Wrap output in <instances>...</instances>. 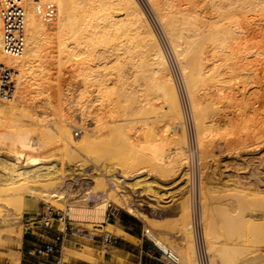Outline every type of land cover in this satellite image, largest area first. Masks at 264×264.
I'll list each match as a JSON object with an SVG mask.
<instances>
[{
    "label": "bare ground",
    "instance_id": "obj_1",
    "mask_svg": "<svg viewBox=\"0 0 264 264\" xmlns=\"http://www.w3.org/2000/svg\"><path fill=\"white\" fill-rule=\"evenodd\" d=\"M148 1L151 5V9L153 10V13H154L156 20L159 22L160 26L164 30L168 41L170 42L172 48L174 49V52L176 54L177 59L181 63L180 64L182 67L181 72H182L183 77L185 78V79L184 78L183 79L185 81L187 94H188L187 98L189 99V102L191 105V110H192V117H191V122H190L191 134L193 135V138H194V144L196 145V147L198 149L197 154L199 156H201L203 159V161L201 160L203 162L202 167H201L200 162H199V165H200L199 167L203 168V173H202L203 174V180H202L203 183L201 184V186H203V189H205V188H207L206 187L207 184H209L210 185L209 190L210 189L212 190L220 181H218L217 184L215 182L213 184L215 186H213L211 188L212 184H210V183H212L211 181L214 182V176L211 177L212 172L214 170H212L211 168H214V167H211V165H210L207 146L210 143V141H209L210 133H213V132H214V134L218 133L215 131L211 132L212 131L211 128H213L212 126H214V123L216 121H218V120H216V118L218 117V114L220 113V111L225 109V108L220 107L218 105V103H216V99L219 98L218 96L220 93H221L220 94L221 96L222 95L225 96L227 98V100H229V101H236L237 102V99H238L236 97L235 93L233 92L234 87L236 85L235 86L232 85L230 88H228V85L226 84L227 90L229 89L228 91H226L225 90L226 88H223V87H225L224 82L231 84L233 80H238V82L243 84V88H246L249 83L254 82V83L259 84V86L257 88H255V90H252V92L250 94L244 96L245 91L243 92L242 95L244 98H243V101L240 103V105L242 104V106L237 104L238 112H236L237 113L236 118L231 116L232 113H230L229 111L224 110V111H222V113L224 112V114H225V117H223V118H225L226 122H224V123H226V125L228 124L231 126V129L229 131H227V133L225 132L227 135H228V132H230L232 134V137H230L231 135H229V138H228L229 143L226 142V143H228V145L227 144L226 145L228 147L230 146L229 148L236 149V150H240V149L242 150L243 149V153H245L247 155L249 154V156L244 154L245 157H242L245 161H247V160L249 161V159L254 158L253 157L254 156L253 154H255L254 148H255V150L259 149L260 152L262 153L261 155H258L259 152L257 153V155L260 158L259 161L264 162V115H260V113H261L260 112V109H261L260 106L262 105L264 107V0H148ZM25 2H26V7H27V22H28L27 23V26H28L27 27V42H26L25 52L20 56H14V55L6 53L3 49V46H2V34L0 31V67L4 66L5 68H9V69L14 70L15 71V75L13 74L14 77L17 76V73L18 74L20 73L21 75H30L28 71L33 69V67L35 66L37 61H39L38 59L40 56V50L44 46H46L42 42V40H44V38H42V36H43L42 31H44L42 29L43 28V21L44 20H51L53 27L55 26L57 28L56 31H53L54 33L57 32V33H55L57 35L56 36L52 35L51 37H49V35H48L46 40H47V44H51L53 46V48L55 49L53 51H56L57 54L55 53L52 56H53L54 62H56V61L59 62V63H57L59 65L60 64L62 65V61L65 62L67 59L69 60V58H68L69 55H67V54L70 53L71 51L74 52L73 49H75V48L77 49L78 45L81 46L82 43H85L83 48L84 49L88 48L89 52L90 51L92 52L91 49H93V48H91V47H93V46H94V51H95V47L97 45H102L103 47H105V51H108V52H111V51L114 52L117 50L123 51L124 49L127 50V52H130V51L132 52V48L135 47V49H137L139 51L140 56L144 60H147V59L150 60V65L152 66V70H153L152 73H158V78L160 79V82H162L161 85L163 86L162 88L164 89L162 96L164 95L166 97V100H165V97H163V99L166 102L168 101L167 105L169 104L168 105L169 106L168 107L169 112L165 111L166 110L165 109L164 115H166L167 112L168 113H170V111L173 112L174 115L171 116V113L169 114L170 119L172 118V120H173L175 117L179 121V123H176V121H175V123L181 124L180 121H183V111L181 108V103H182L181 100L182 99L180 98V93H179V89L177 86V82L171 76V74H170L171 72L168 69V66H169L168 57H167V53L165 52L164 46L161 43V40L159 39V36L157 35V32L153 27L151 19L149 18V16L145 12V10H144V8L141 5L139 0H25ZM52 24L47 25V27L50 28L52 26ZM48 31H50V30H48ZM44 32H46V31H44ZM178 36H180V37L183 36V38L185 39L183 41L187 44V48H185V46L182 45L183 41L181 42V44L178 43V39H177ZM45 38H46V35H45ZM201 38H204L205 42L203 43L202 47H199L198 43L200 42ZM70 39L74 40L75 43L73 41L71 42ZM48 40H49V42H48ZM128 42H130L129 44H131V45H129ZM190 42H191V46H193V50L195 51L197 49L195 53L193 52L194 54H190V48H191L189 45ZM70 43H73V44H70ZM74 44L77 46H74ZM70 45L74 46L73 49L71 48L72 50L68 48ZM133 45H134V47H133ZM80 46H79V48H80ZM86 46H89V47L91 46L90 47L91 49L89 50V47H86ZM70 47H72V46H70ZM197 47H199V48H197ZM83 48H81V52H82ZM47 49H49V48H47ZM187 49H188V52H187V56L185 57V53H186ZM66 51H67L66 55L68 57L66 56V58L64 57V59H63V56H64L63 54ZM78 51H77V53L80 52V51L79 52ZM88 51H87V54L89 53ZM72 52L70 54H72ZM84 52H86V51H84ZM102 52H104V50ZM108 52H105V53H107V55H108ZM131 52H130V54H131ZM80 53L77 54V56L81 55L80 56V58H81L82 54H80ZM98 53H100V52H98ZM118 53H119L118 56L114 55L115 57H117V61L115 60V58H113L112 60H113V62L115 60L116 62H119L121 64V62H120L121 60L118 61V59L120 58V56L123 52H121V53L117 52V54ZM73 54H74L73 56H75V52ZM102 54L104 57V53H102ZM102 54H101V56H102ZM55 56H56L57 60L55 59ZM70 56H72V55H70ZM77 56H75V57H77ZM85 56H87V55H84L83 57L85 58ZM252 56H253V58H252ZM45 57H47V56H45ZM108 57H111V56L108 55ZM70 58L72 59V57H70ZM75 61H76V59H75ZM42 62H46V61H42ZM147 62L148 61H144V63H147ZM83 63H85V62H83ZM119 63L118 64L116 63V64L119 66ZM63 64L65 65V63H63ZM104 64H106L105 61H104ZM111 64H114V63H111ZM111 64H109V62H108V65H111ZM108 65H104L106 67V69L109 67ZM117 65H114V66H117ZM148 65H149V63H148ZM114 66H113V68H114ZM144 66L147 67L146 65H144ZM95 68L97 69V67H95ZM108 69H110V68H108ZM117 69L120 70L121 69L120 66ZM147 69L151 70L148 67H147ZM56 70H57V68H56ZM102 71H103V69H102ZM85 72H87V71H85ZM120 72H122V71H120ZM84 74H86V73H84ZM118 74L122 75L120 73H118ZM49 75H50V73H49ZM87 76H89V73ZM107 76H105V77H107ZM98 77H100V76H98ZM123 77H121V78L123 79ZM120 79L118 77L119 82H120ZM102 80H104V79H102ZM105 80H106V78H105ZM125 81H124V84H125ZM122 82L119 84L113 83L110 85V84H107L108 82L105 83L103 81V86L102 85L100 86L98 84V82L96 84L100 86V88L97 87V89L99 88L100 92L103 93L105 96H107V98L111 95H116V97L114 96L115 97L114 99H116L119 96L120 97L123 96L125 94V92L127 91V89L125 88V85H123ZM21 83H22V88L20 89L18 94H17V90L15 89L13 94H11L9 96H2L3 99H5V100L3 101V103H0V191H1L0 194L2 195V191H3V194H4V192H6L7 195L10 196V198H11V196H14V194H15L14 198L16 197L17 201L19 202L15 206V212L14 213L16 214V216H15L16 219L19 218L21 213H22L21 207H22V205L25 204V199H26L27 194L39 195V196L43 195V196H46L50 199L53 198L55 200H59L63 196H66V194L63 195L65 190H62L64 188L63 187L64 181L62 180V177H64L65 174H66L65 176L69 175V177H71L70 175L74 176L75 174L83 173V171H82L83 167H80L79 166L80 164H74L73 166H71L70 163H68V161H67V165H65V163H63L64 157H62V158L56 157L58 154L56 153V149H55V144H54L55 140H56L57 144L64 145V146H67V144H69V143L72 144V143H75L76 141H79L78 138L74 137L73 132L71 131V129H69L70 127L69 128L65 127L62 129L58 128L59 129L58 132L55 131L56 129L53 131V129L51 128L52 126L50 127V125H53V124L51 123L49 125V123H47V122L45 123L43 121L44 119H46V117L44 115H43L45 117L44 119L43 118L40 119V117L36 118L35 116H33L35 118H30V119H32L31 123L36 124V126L39 125L40 130L38 132H36L37 127L28 126V125H26L27 124L26 122L22 123L21 122L22 119L20 121L21 123L18 122V120L20 119L19 116L22 115V114L20 115V113L18 114L20 109H24V110H22V112H23V114L27 113L26 115H29L28 113L33 112V111H30V109L27 106L26 107L22 106V105H26V99L28 98V95L32 92V89H33L32 76L30 78H28L27 80L22 81ZM100 83H102V82H100ZM34 84H35V82H34ZM51 85H54V84H51ZM35 86H34V88H35ZM54 86H53V88H54ZM38 87H39V85H38ZM38 90L36 91V93H38ZM40 90H41V88H40ZM40 90H39V92H40ZM236 90H235V92H236ZM84 91H86V89ZM42 92L44 93L47 91H42ZM51 92H54V89ZM238 92H240V91H238ZM52 95H54V94L52 93ZM98 95H99V93H98ZM221 96L217 102H219L221 100ZM238 96L240 98L241 94ZM101 97H102V95H101ZM109 99H110V97H109ZM114 99H112V100H114ZM32 100H34V98ZM96 100H99V99H96ZM122 100L123 99H121V101ZM27 101H29V100H27ZM55 101L57 102V100H55ZM62 101H64V99ZM107 101L110 102L108 99H107ZM117 101L119 102L120 98L118 100L116 99V101L114 100L113 102L116 103ZM221 101H223V100H221ZM225 101L226 100H224L223 102L225 103ZM113 102L111 105H113ZM38 103H39V101L37 102V105H38ZM27 104H29V103H27ZM101 104H102V100H101ZM31 105H32V103H31ZM48 105H50V104H48ZM63 105L64 104H62V106ZM108 105H109V103H108ZM117 105H118L117 108L119 109L120 104H117ZM53 106H51V107H53ZM98 106L100 107V105H98ZM107 106H106V108H103L101 110L104 111V109H107ZM123 106H124V104H123ZM123 106L121 105V108ZM248 106H251L252 107L251 110L255 111V115H254L253 119H250V117H249L250 115L246 116V113L248 112V111L246 112ZM101 107H104V106H101ZM135 107H137V106H135ZM140 107L142 108V106H139V108ZM241 107L243 108V110H241ZM109 108H108L107 112H109L110 109L112 111L116 110V108H114V110L112 108H110V109ZM55 109L57 111V108H55ZM98 109H100V108H98ZM234 109H233V111H234ZM101 110H99V114H97L98 112L96 113L97 115L95 114V118L90 119V121L87 120V124L85 123L86 124L85 125L86 134H84L85 131H83L84 132L83 133L84 138L85 137L88 138L89 136L93 137V136H95V133H97V135H98V130L100 129L98 127L100 125H104L106 123V122H103L104 121L103 119H105L104 115H100L102 113V112H100ZM119 110L121 112V109H119ZM162 111H163V109H162ZM235 111H236V109H235ZM249 111H250V109H249ZM115 112H113V114ZM43 114H45V113H43ZM65 114H67V113H65ZM65 114L61 115L60 117H59V115H57L59 117V118L57 117L59 119V123L62 124V122L64 123L66 121L67 116L64 117ZM31 115H32V113L30 114V116ZM37 115L39 116L40 114H37ZM114 115H116V114H114ZM219 115H221V113ZM251 115H253V114H251ZM23 116H25V115H23ZM110 116L111 115L109 114V117ZM54 117H56V116H54ZM77 117H78V121L80 122L82 120L81 115L78 114ZM109 117L107 116V118H109ZM167 117H168V115H167ZM220 117H218V118L221 119ZM23 118L28 119L27 116L23 117ZM111 119H112V116H111ZM207 119H209V120L211 119V121H207ZM2 120H4L3 122H5V123H3ZM117 120L118 119H114V117H113L114 122H116ZM49 121H51V120H48V122ZM52 122H54V121H52ZM57 122H58V120H57ZM79 122H77V123H79ZM110 122H107L106 124H108ZM114 122H113V124H114ZM208 122H211V123L208 124ZM66 124H67V121H66ZM81 124H83V123H81ZM217 124H218V122L215 125H217ZM219 124H221V122H219ZM219 124L217 126H219ZM30 125H32V124H30ZM74 125H76V124H74ZM55 126H53V127L55 128ZM217 126H215V127H217ZM104 127H105V125H104ZM221 127H218V128H221ZM218 128H216V129L218 130ZM224 129L226 131L227 127L226 128L224 127ZM101 130H103L102 127H101L100 131ZM33 132L38 133V140H36V141L33 140L35 137L32 138ZM102 133H104V132H102ZM222 133H224V132H221V133L219 132L221 137H223V135H224V137H226V135L225 134L222 135ZM86 135H88V136H86ZM183 135H184L183 136L184 142H187V141H185L186 140L185 133H183ZM215 135H217V134H215ZM100 136H102V135H100ZM160 136H161V134H160ZM97 137L99 138V136H97ZM163 137H165V136L163 135ZM166 137H167V135H166ZM166 137H165V139L167 140ZM36 138H37V136H36ZM174 138L173 139L171 138L170 141H167V142H171V140H173L176 143L181 142L179 140L175 141ZM212 138H210V139H212ZM163 139H162V141H163ZM166 140H164V141H166ZM218 140H220V139H218ZM173 141H172V143H173ZM223 141L225 142V140H223ZM130 143H132V142H130ZM181 143L177 146L174 145L176 149L174 151H171V152H173V154H175V155L173 158L171 156V159L169 157L170 160L166 159V156L168 157L170 151L169 152L167 151V153H166L163 150L164 152H162L161 154H158V151H153V152H155V154H154L153 152H151L152 151L151 150L150 152H151V154L152 153L153 154H152V156L149 155V157L151 158V157L155 156V158L154 157L153 158L154 159L157 158L160 162V165H158L157 159H156L157 162L154 163L155 162V161H153L154 159L151 158L152 165L149 167H151L152 169L154 168L153 165H156V167H155L156 169L158 167L159 168L161 167L160 170H163V171L167 170L166 172L169 173L167 175L166 172L164 173L163 171H158V172H160V175L164 174V176H162V178L165 176L170 177V173L172 175V173L174 172L173 170L178 169V167L180 169V166H182L183 163H186V161L184 162L183 160L186 157H189V154H188L189 150H186V151H188L187 152L188 155H187L186 151L183 149L184 148L183 143L182 144ZM191 143H193V140ZM79 144L82 145V143H79ZM79 144L76 143L75 145L79 146ZM150 144H152V143H150ZM163 144L165 145V143H163ZM152 145H154V143ZM152 145L150 147H152ZM184 145H185V143H184ZM136 146L139 147V145H136ZM174 146H172V147H174ZM137 147L136 148L132 147V148L138 149ZM144 147H145V145H144ZM162 147H164V146H162ZM213 147H214V144H213ZM247 147H248V149H246ZM165 148H166V146H165ZM168 148H166V149H168ZM226 149H228V148H226ZM200 150L202 151V153H200ZM236 150L234 152H236ZM131 151H130V153H132L131 157H132L133 165H135L134 162H136V160L142 161L143 158L147 162L145 155L142 158L143 152H141V155L137 154V153L140 154L141 148H140V151L138 149L139 152L133 153L134 150L132 152ZM142 151H144V148H142ZM145 153H149V152H145ZM215 154H216V152L213 155H215ZM239 154H240V152H239ZM239 154L237 152L236 155L239 156ZM250 154H252V155H250ZM133 155L134 156L137 155L138 157L136 156V158H134ZM210 155H211V153H210ZM241 155H242V152H241ZM257 155L255 154V156H257ZM210 158H211V156H210ZM186 159L190 160V158H186ZM250 161H252V160H250ZM148 162L151 163L150 160ZM223 162L226 163V161H223ZM237 162H238V160H237ZM241 162H242V160H241ZM149 163H148V165H149ZM188 163H189V161H188ZM188 163H187V166H188ZM238 163H239V168H240V162H238ZM246 163H248V162H246ZM148 165H145V163H144V166H146V168ZM226 165H227V163H226ZM244 165H245V163H244ZM244 165H242V166H244ZM248 165H249V163H248ZM248 165H247V168L245 167L246 169H248L249 166H251V165H249V166ZM253 165H254V163H253ZM255 165H256V163H255ZM260 165H261L260 166V168H261L262 163H260ZM144 166L142 165V167H140V166L139 167L143 168ZM212 166H214V165H212ZM223 166H225V165H223ZM236 166H238V165H236ZM258 166L259 165H257L255 168H253V171ZM217 167L219 168V166H217ZM146 168L144 167V169H146ZM155 168H154V170H156ZM185 168L186 167L183 166L180 169L181 171L179 173V176H180V177H178L179 179L181 178V176H183L185 174V172H187V171H185ZM144 169H142V170H144ZM226 169H227V166H226ZM231 169L232 168H230V170ZM237 169H238V167H237ZM241 169H239V170H241ZM251 169H249V170H251ZM157 170H159V169H157ZM221 170H223V169H221ZM256 170H258V169H256ZM262 170L264 171V166L262 167ZM242 171H244V168ZM245 171H247V170H245ZM253 171H252L251 175H249L250 177H252V181L254 180L253 182L255 183V187L251 191V193L254 191L253 192L254 194L251 195L252 198L250 196L247 197L248 195L246 196V195H244V193H242V192H245L246 190L245 191L240 190L241 189L239 187L240 183H238L239 180L237 181L239 186L237 184H234V185H237L239 187L240 191L237 190L236 192H233L234 199L233 198L232 199L236 201L235 197H237L238 204H235V205L237 206L240 204V206L243 205V207H244L241 209L242 211L244 210V213H240V214H244L243 215L244 218H242V219L244 220V222H246L245 227L249 226V225H247V223H250V224H258L259 223L256 226L261 225L260 223H262V222L264 223V210H261V211H259V209L254 210V208L252 209V207H251L252 203L256 202V201H254L256 199L259 203V204L256 203L257 205H262V203H260V202H264V175H256V174H258L257 171H256V173H253ZM123 172H126V171L124 170ZM222 174H223V172H221V175ZM224 174H225V172H224ZM122 175H124V174H122ZM126 175H127V173H126ZM217 175H218V178L221 176V175L219 176V174H217ZM229 175L230 174H228L227 178L232 176V174L230 176ZM173 176H174V173H173ZM236 176L239 178L240 175L239 176L236 175ZM201 177H202V175H201ZM237 177H236V179H237ZM240 177L243 178L245 176L242 175ZM227 178L226 179L223 178L224 181L226 180V182H224L225 187L228 188V190L232 189V191H234V187L231 186L233 184L227 183V180H228ZM232 178H234V177L229 178L228 181L232 180ZM158 179H160V178H158ZM167 179L168 178H166V179L163 178L161 180V185H160V183H159V185H155V186L160 187L162 194H164L163 193L164 190L172 187L173 183H171V181H173V179H170V178L168 180ZM209 179H211V181ZM236 179L234 178L235 182H236ZM119 180H122V179L118 178L117 181L120 182ZM180 180L185 181V177L183 176ZM180 180H178V181L182 182ZM215 180H216V178H215ZM242 180L243 179H241L240 182ZM244 180L246 181V179H244ZM175 181H177V180H175ZM20 182H21V184H22V182L27 184L26 193H24V191H22V192L20 191L21 193H19L18 192L19 190L17 191V193L12 192V191H14V190H12L14 187H15V189H18L16 187V185H18V183L20 185ZM123 183H125V182L123 181ZM155 183H157V182H155ZM155 183H152V184L154 185ZM246 183H249V182L246 181ZM246 183L241 184V186L244 185V187H245ZM43 184L44 185L48 184L45 186L46 187L49 186L50 188L53 185L55 187V190L54 191L52 190L51 193H44L43 192V186H42ZM49 184H51V185H49ZM249 184L253 185L251 183H249ZM123 186H125V185L123 184ZM220 186H224V185L220 184ZM119 187L120 186H118V189H119ZM225 187H223V188H225ZM238 187L236 189H238ZM248 187H249V185H248ZM218 188L215 187L214 189L216 190ZM46 189H48V188H46ZM147 189L148 188H145L144 190H147ZM242 189H243V187H242ZM123 190H126V189H123ZM222 190H224V189H222ZM228 190L226 189V193H229V192L232 193V191H228ZM142 192H143V190H142ZM161 192H159V193H161ZM178 192L180 193L182 191H178ZM202 192H204V190ZM202 192H201V194H202ZM249 192L250 191H248V192L246 191V194ZM186 193H187V191H184V192H182V194H180L179 198L181 201L179 200L180 202H178V203L176 202L177 205L175 204L176 205L175 209H177V208L187 209L189 207V203L187 202V200L185 201V197L187 198ZM231 193L225 194V195H227V197L230 195V198H228L229 201H231L230 199H231V197H233V195ZM255 193H257L258 196ZM255 195L257 196L256 199L252 200L253 196L255 197ZM4 196H5V194H4ZM4 196L0 197V199H3L1 201H6L7 198L4 200ZM178 196H179V194H178ZM203 196H205L204 193H203L202 197ZM117 197H120V196H117ZM246 197L249 200L251 198L250 201H252V202H250ZM10 198L8 197L9 200L7 199L8 201H6V202H12L13 200H10ZM201 199H203V198H201ZM123 200H125V199H123ZM108 201L104 199V200H101V201L96 203L95 207H93V209L91 210L93 212L94 216L96 215L97 217H100V219L103 215L105 216V214L108 210V207L110 205ZM115 201L117 203V198ZM207 201H206V204L204 201L202 202L203 203L202 205L200 204L201 206H203V209L200 208L202 211L201 210L200 211L204 213V217L209 216L210 213H211V216L214 215V213H213L214 211L210 212V209H212L211 207L214 205V203L211 202V203H213L212 205L210 203L207 204ZM118 202H121V204H122V201H120L119 199H118ZM12 203H14V201ZM209 204L211 205V207ZM232 205H233V203H232ZM263 205H264V203H263ZM263 205L259 206L258 208H260V207L262 208ZM124 206L125 205L123 202V207ZM237 207H239V206H237ZM250 207H251V209H250ZM213 208H214V206H213ZM248 208L250 209V211ZM134 210H135V208L129 206V208H128L129 212H134ZM242 211H240V212H242ZM11 214H13V213H11ZM8 217H3L2 215H0V226H2L5 223L11 224L10 222H12V221ZM15 217H13V219H15ZM102 218L104 219V217H102ZM206 219L208 220V218H206ZM242 219L239 218V220H241V221H242ZM207 220L205 223L203 222L204 220L201 222V223H203L201 225V227L203 226L201 228V235L203 237L202 243L207 247L213 245V243H214V249H215L214 251H217V253L220 254L221 257L222 256L224 257V258L222 257L223 261H225L227 259H228V261L231 260L232 262H230V264H264V248L259 249L257 247V249H259V250H257V249H253V247H256V246H253L251 248L252 252L250 253L249 251H251V249L248 248V246L250 247L251 245L247 244L246 249H245L246 245H245V247H241L242 245L241 246L235 245L236 246L235 247L233 245V247H235V249L237 247L239 249L243 248V250L245 249L244 253H246V252L250 253L248 255L244 254L243 257H241V258L240 257L237 258V256L234 255V251H236L235 253H237L239 251L235 250L232 247V245H231L232 241L230 242L231 246H229V243L228 244L224 243V245H217L215 242H213L214 240L209 236V235L214 234V231L213 232L211 231L213 228V225H214V224H212L213 220L208 221V222H207ZM111 225H113V224H111ZM253 226L255 227V225H252L251 227H253ZM251 227H249V228H251ZM194 228L195 227L192 224L191 219H190V221H188V223H185L183 225V230L188 235V237L191 239L193 236L192 233H193ZM146 231L149 235V237H148L149 240H151L152 243L158 249L161 250V252L166 254V256L168 258H170L172 262H176V263H180V264H193V259H192L193 253L192 252L197 251L198 245H199L198 243H194V242L189 241L188 244H185L184 249H180V248L174 246L169 241H167L166 238H163L160 235H158L157 233H155L152 229L148 228ZM210 231L212 232V234L211 233L208 234ZM11 235L13 236L11 243H13V245H15V246H21V238H22L21 229H20V231H15V232L13 230ZM249 237H251V239L253 238L252 236H249ZM2 243L6 244V241H3ZM8 243H10V242H8ZM249 243H250V241H249ZM260 244H261V242H260ZM260 244H258V245H260ZM252 245H255V244L252 243ZM261 245H263V244H261ZM64 250H66L65 247H64ZM70 250L74 252V249L68 248L65 253L68 254V251L70 253L71 252ZM11 252H13V251H11ZM15 252L12 253L14 255L13 261H15V258L17 257L15 262L19 263L20 262L19 256H21V255L18 254L19 256L16 255V257H15V254H17ZM73 252H71V253L72 254L76 253V251H75V253H73ZM82 253L80 252V255ZM240 254H242V252H240ZM80 255L78 257H81V256L83 258L85 257L84 254L81 256ZM87 257H89V256H87ZM225 258H227V259H225Z\"/></svg>",
    "mask_w": 264,
    "mask_h": 264
},
{
    "label": "rangeland",
    "instance_id": "obj_2",
    "mask_svg": "<svg viewBox=\"0 0 264 264\" xmlns=\"http://www.w3.org/2000/svg\"><path fill=\"white\" fill-rule=\"evenodd\" d=\"M139 1H140L141 5L143 6L145 12L147 13L149 18L151 19L153 27L156 30L157 35L159 36V39L161 40V43L164 46L165 52L167 53L168 64H169L168 69L171 72L170 73L171 76L177 82V86H178L179 93H180V98L182 99L181 100V102H182L181 108L183 111V121H180L181 124H176V123H179L178 119H176L175 117H174L175 120L174 119L172 120V118L170 119L169 114L171 113V116L174 114L171 111H170V113H168L169 112L168 111L169 110V108H168L169 104L167 105L168 101L167 102L165 101L166 97L164 95L162 96L164 89L162 88L163 86L161 85L162 82H160V79L158 78V73H152L153 70H152V66L150 65V60L149 59L144 60L140 56L139 51L137 49H135L134 45H133L134 48H132V52L130 51L131 54H130V52H127V50H125V49L123 51L117 50L114 52H112V51L108 52V51H105V47H103L102 45H97V46L95 45L96 47H95V51H94V46L93 47L90 46L93 49H91L89 46H86V47H89V50L90 49L92 50V52L90 51L92 53L91 54L88 51V48H85V49L83 48L85 43H82L83 45L81 44V46L78 45L77 49L76 48L73 49V47L77 46V45H75V44H74V46L70 45L72 47L69 46L68 48L69 49L72 48L74 50L75 56H77V54H79L81 52V48H83V50L86 52H84L82 50V52L80 53V54H82L81 58L83 59L84 58L83 56L87 55V56H85L86 59L84 58L82 60L80 58L81 55L75 57V56H73L74 52L71 51L72 54H70L71 52L67 54V51H66L63 54L64 55L63 59H64V57L66 58V56L69 55V57L68 56L67 57L69 58L70 61L68 59L66 61L64 60L65 62L62 61V65L61 64L59 65V64H57L59 62H57V61L54 62V59L52 56L53 54L56 53V51H53L55 49L53 48V46L51 44H47V40H46L48 35H49V37H51L52 35L53 36L57 35V34H55L57 32H55V33L53 32V31H56L57 28L55 26L53 27L51 20H44L42 29L46 32L42 31L43 36L42 35L41 36H42V38H44V40H42V42L46 46H44L40 50V56L38 59L39 61H37V63L33 67V69L28 71L29 74L32 76V79H33V89H32V92L28 95V98L26 99V105H22L23 107L27 106L30 109V111H33V112H30V113H28L29 115H26L27 113L23 114V112H22V110H24V109H20L18 114L20 113V115L21 114L22 115L19 116L20 119L18 120V122H20L22 119V121H21L22 123L26 122L27 123L26 125H28V126L37 127L36 132H38L40 130V127H39V125L36 126V124L31 123L32 119H30V118H35V117L39 118L40 117V119L41 118L44 119L46 117V119H44L43 121L45 123L46 122L49 123V125L52 123L53 125H50V127L52 126L51 128L53 129V131L56 129L55 131H57V132L59 129H62L65 127L66 128L70 127L69 129H71V131L73 132L74 137L78 138L79 141H76L75 143H72V144L69 143V144H67V146H64V145L57 144V142L55 140L54 144H55L56 153L59 155V156L57 155L56 157H59V158L64 157L63 163H65V165H67V161H68V163H70L71 166H73L74 164H80L79 166L83 167L82 168L83 173H81V174L78 173V174H75L74 176L70 175L71 177H69V175L65 176L66 174L65 175L63 174L66 179L64 177H62V180L64 181L63 182L64 188L62 190H65L63 195L66 194V196H63L59 200H55L53 198L50 199V198L43 196V195L39 196V195L27 194L26 199H25V204L22 205L23 208L21 207L22 213H21L20 217L17 219L15 217L16 214L14 212H15V206L19 202L17 201L16 197L14 198L15 194H14V196H11V198H10V196H8L6 192H4V194H5V196H4L3 191H2V195L1 194L0 195L4 196V200L6 198L8 199V197H9L10 200L14 201V203H12L13 201L12 202H6L9 199L8 200L6 199V201H1L3 199H0V209H1L0 215H2L3 217L9 216L8 218H10L11 221L13 222V223L10 222L11 224L5 223L2 226H0V264H30L31 263V261L34 257L29 255L28 252L25 250V248L31 246L33 244L34 240H33V238H31L28 235V231L25 229L22 218L25 214H31V213L42 211L46 205L45 203L50 204L57 209L64 210L66 217L67 218L70 217L72 219L71 222H72L73 226L78 225L82 230H86L87 232H95L96 234H101V231H110L114 235L123 236L124 233L121 230L119 223L121 222V219H124V222L127 224V226L129 227L130 230L143 234V237L146 240V245H143L144 251L142 253L132 251L133 253L136 254L133 257H126L123 253H121L120 252L121 250L117 247L118 244L116 242L112 245L109 253H105L104 251H101V247L99 246V244H100L99 242H95V248H93L89 244H78V245H73V246H66L65 247L66 250H64V252H63V257L66 260L71 261L74 258H78V256L80 255V252L81 253L83 252L81 255L84 254V256L86 258H89L91 260H98V258L103 259V260H105V259L109 260L112 256H114L115 260L112 261V264H141V262L147 263V264H172L171 259L168 258L166 256V254L161 252V250L158 249L152 243L151 240H149V238H148L149 235H148L146 230L148 228H150L155 233H157L158 235H160L163 238H166L167 241H169L174 246H176L180 249H184L185 244H188L189 241L194 242V243H198L199 245H198L197 251L192 252L193 253V256H192L193 264H230V262H232L231 260L228 261L227 258H225L227 260L223 261L224 257L222 256L223 257L222 258L221 255L217 253V251H214L215 250L214 249V243H213V245L208 246V247L202 243L203 237L201 235V228L203 226L200 227L199 229H197L194 226L195 228L193 229L192 239L189 238L188 235L183 230V225L185 223H188V221H190V219H191L192 224L194 225L193 209H192V193H191V189H190V179H191L190 177H191L192 166L194 164H196V165H198V167L200 165L202 167L203 166V162H202L203 159L201 156H199L197 154V152L195 153L196 155L193 157L191 154V151H190L191 148H190L189 143L192 142V140L194 141L193 135L191 134V125H190L191 117H192V110H191V105H190L189 99L187 98L188 94H187L186 84L184 81L185 78L183 77L182 72H181V70H182V67L180 65L181 63L177 59L176 54L174 52V49L172 48L170 42L168 41L164 30L160 26L159 22L156 20L154 13H153V10L151 9V5H150L149 1L148 0H139ZM49 24L50 25L52 24V26L50 28L47 27V25H49ZM48 30H50V31H48ZM45 35H46V38H45ZM177 39H178L179 44H181V42L183 40H185L183 38V36H181V37L178 36ZM70 41L74 42V40H71V39H70ZM48 42H49V40H48ZM204 42H205V39L201 38L200 42L198 43L199 47H202ZM129 43L130 42H128V44ZM70 44H73V43H70ZM129 45H131V44H129ZM182 45H184L185 48H187V44L184 41H183ZM189 45L191 47L190 48V54H194L197 49L195 51L193 50V46H191V42ZM79 46H80V48H79ZM199 47H197V48H199ZM47 48H49V49H47ZM76 50L77 51L79 50L80 52L78 51L79 53H77ZM103 50H104V52H102ZM87 51L89 52L88 54H87ZM97 51L100 53H98ZM101 52L104 53L105 58L103 57V54ZM105 52H108V55H110L111 57H108L107 53H105ZM117 52H120V53L123 52L122 53L123 55L121 54L120 58L118 59V61L121 60L120 61L121 64L119 62H116L117 57H115L114 55L118 56L119 53L117 54ZM187 52H188V49L185 53V57L187 56ZM101 54H102V56H101ZM70 55H72V56H70ZM45 56H47V57H45ZM70 57H72V59ZM113 58H115L116 61L114 60V62H113V60H112ZM252 58H253V56H252ZM55 59L57 60L56 56H55ZM75 59H76V61H75ZM103 60L105 61L106 64H104ZM42 61H46V62H42ZM144 61H148V62L144 63ZM83 62H85V63H83ZM108 62H109V64H111V63H114V64L108 65ZM63 63H65V65ZM116 63L117 64L119 63V66L121 68L120 70L117 69V68H119V66ZM148 63H149V65H148ZM103 64L108 65L109 66L108 68H110V69L112 68V69L111 70L108 68L106 69V67ZM112 65L113 66L117 65V66H114V68H113ZM144 65H146L151 70H148L147 67H145ZM95 67H97V69ZM56 68L58 71L56 70ZM102 69H103V71H102ZM85 71H87V72H85ZM116 71L117 72L119 71L118 73L122 74L123 76L125 75L126 77L124 76L125 77L124 78L122 75H119ZM120 71H122V72H120ZM49 73H50V75H49ZM84 73H86L87 75L89 73V76H87ZM30 75H21L20 73L19 74L17 73V76H15L17 94L19 93L20 89L22 88L21 82L30 78L31 77ZM98 76H100V77H98ZM105 76H107V77H105ZM118 77H119V79L121 77H123V79L121 78L120 82H119ZM105 78H106V80H105ZM102 79H104V80H102ZM121 80L122 81L126 80L125 84H124V81L122 82ZM103 81L105 83L108 82L107 84H110V85L113 83L119 84L121 82L123 83V85H125V88L127 89L125 94L121 97L119 96L116 98L117 100L120 98V101H119L120 103L118 101L116 103L120 104L119 109H121V112L117 108L118 105L113 102L114 100L116 101V99H114L116 97V95L109 96L110 97V99H109V97L107 98V96H105L103 93L100 92L99 88L101 85L103 86ZM34 82H35V84H34ZM97 82L100 86L96 84ZM100 82H102V83H100ZM224 83H225L224 84L225 87H223V88H226L227 85H228V88H230L232 85L233 86L236 85L234 87L233 92L235 93L236 97L238 98L237 102L227 100V98L223 95L221 96L220 95L221 93H220L218 96L219 98L218 97L217 98L220 99V96H221V100H223V101L226 100V101H225V103L221 100L219 102H217L218 99H216V103H218V105L220 107L225 108L224 109L225 111H229L230 113H232L231 116L236 118L237 117L236 112H238L237 104L240 105V103L243 101V98H244L242 95L243 92L245 91L244 96L248 95L252 92V90H255V88H257L259 86V84L253 82V83H249L246 88H243V84L238 82V80H233L231 84L226 83V82H224ZM51 84H54L55 86L51 85ZM38 85H39V87H38ZM34 86H35V88H34ZM53 86H54V88H53ZM97 87H99V88L97 89ZM37 88L39 90L41 88V90H40L41 93L39 92V90ZM53 89H54V92H51V91H53ZM85 89H86V91H84ZM37 90H38V93H36ZM225 90L228 91L229 89L227 90V88H226ZM235 90H236V92H235ZM42 91H47V92L43 93ZM238 91H240V92H238ZM52 93L54 95H52ZM98 93H99V95H98ZM100 94L102 95V97ZM240 94H241V96L239 98L238 95H240ZM32 97L34 98V100H32L33 99ZM163 97H165V100L163 99ZM62 98L64 99V101H62L63 100ZM106 98L110 102H108ZM111 98L114 100H112ZM96 99H99V100H96ZM121 99H123V100L121 101ZM4 100L5 99H3L2 96H0V103H3ZM27 100H29V101H27ZM55 100H57V102ZM101 100H102V104H101ZM38 101H39V103L37 105ZM30 102L32 103V105ZM112 102H113V105H111ZM27 103H29V104H27ZM108 103H109V105H108ZM33 104L34 105L36 104V105L34 106ZM48 104H50V105H48ZM62 104H64V105L62 106ZM123 104H124V106H123ZM98 105H100V107ZM121 105L123 106L122 108H121ZM51 106H53V107H51ZM101 106H104V107H101ZM106 106H107V109H104V111L101 110L103 108H106ZM135 106H137L138 108ZM139 106H142V108L141 107L139 108ZM240 106H242V104ZM97 107L100 109H98ZM109 107L112 108L113 110H114V108H116V110H115L116 112L112 111ZM260 107H261L260 115H264V109H263L264 107L262 105ZM55 108H57V111ZM108 108L110 109L109 112H107ZM234 108L236 109V111ZM162 109H163V111H162ZM233 109H234V111H233ZM249 109H250V111H249ZM251 109H252L251 106L247 107L246 112L248 111L247 112L248 114L246 113V116L250 115L249 116L250 119H253V117L255 115V111L251 110ZM99 110H101L100 112L105 113V114L104 113L100 114V115H104L105 119H103L104 120L103 122L107 123V122H110L112 120L110 122L111 124L105 123L104 124L105 127H104V125H100L98 127L100 129L102 127L104 130V131L103 130L100 131V129H99L98 135H97V133H95V136L97 135V136H99V138L97 136H96L97 138L95 136H93V137L89 136L88 138H86V137L84 138V134H86L85 125L87 124V120L90 121V119L95 118V114L97 112H98L97 114H99ZM164 110L168 111L167 112L168 114L166 113V115H164L165 114ZM224 110L220 111L221 115H219L220 113L218 114V117L221 116L220 117L221 119H219L216 116L217 117L216 120H218V121L215 120L216 122L214 123V126H212L213 128H211L212 129L211 132L215 131L218 133H215L217 135H215L214 132L210 133V135H209L210 143L207 146V151L209 154V162H210L211 167H214V168H211L212 170H214L213 171L214 173L212 172V176H211V177L214 176V182L211 181L212 178L209 179L212 182V183H210V184H212L211 188L213 186H215V185H213L215 182L217 184V182L220 181L221 183L218 182V184L215 186L216 188L219 187L218 189L215 190L214 189L215 187H214L213 188L214 190L210 189L211 190L210 191L209 190V188H210L209 184H207V186H206L207 188L203 189V186H201V184L203 183V181H202L203 180V174H202L203 168L199 167L201 169L200 171H201V175H202L201 183H200V190H199V198H198L199 207L201 209H203V206H201L203 204L202 203L203 201L205 202V204H206L207 200H208L207 204L210 203L212 205L214 203V205H213L214 208H213V206L211 207V205L209 204L210 207L212 208V209H210V212L214 211L213 212L214 215L211 216V213H210L209 214L210 217L209 216L204 217V213L201 212L202 210L200 209L201 210L199 212L200 213L199 214L200 219H201V222L204 220L203 221L204 223L207 220L206 218H208L207 222L213 220L212 221L213 223L212 222L211 223L214 225H213V228L211 231L212 232L214 231V234H212L211 231L208 234H210V233L212 234L209 236L214 240L213 242H215L217 245H224V243H226V244L229 243V246L232 245V247H233V245L234 246L235 245L236 246L242 245L241 247H245V245H246V247H245V249H246L247 244H248V245H251L250 247L248 246V248H250V249L253 246H256V247H253V249H257V247L259 249L260 248L262 249V248H264V246H263L264 245V241H263L264 240V223L263 222L260 223L261 225H259V226H256L259 223L258 224L247 223V225H249V226L245 227L246 222H244V220L242 219V218H244L243 217L244 214H240V213H244V210L243 211L241 210L244 207H243V205L240 206V204L237 205L239 207H237L235 205V204H238L237 197H235L236 201L233 200L234 199L233 192H236L237 190L238 191H240V190L245 191L246 190L247 192L250 191L247 194H246V191L242 192V193H244V195H246V196L248 195L247 197L250 196L252 198L251 195L254 194L253 193L254 191L252 193H251V191L255 187V183L253 182L254 180L252 181V177H250L249 175H251L253 168H255L257 165H259L256 168L258 170L254 169L253 173H256V171H257L258 174H256V175H264L263 174L264 171L262 170V167L264 166V162H260L259 161L260 158L258 156V155H261L262 153L260 152L259 149L255 150V148L253 147L254 153L257 155V153L259 152L260 154L258 153V155H257L258 157L255 156V154H253L254 155L253 159H249V161L248 160L245 161L242 157H245V155H247V154L243 153V149L242 150L241 149L236 150V149L229 148L230 146L229 147L227 146L229 143L228 142L229 135H231L230 137H232V134L230 132H228V135L226 134L227 131H229L231 129V126L227 124L229 126L228 127L226 125V123H224V122H226L225 118H223V117H225V114H224V112L222 113V111H224ZM241 110H243L242 107H241ZM113 112H115L114 114H116V115H114ZM249 112L253 115H251ZM31 113H32V115H31L32 117L30 116ZM43 113H45V114H43ZM63 113L64 114L67 113L64 116V117L67 116L66 117L67 124H66V121L64 123L62 122V124L59 123L58 118L61 115H64ZM108 113L112 116V119H111V116L109 117ZM37 114H40V115L38 116ZM78 114L81 115L83 121L82 120L80 122L78 121V117H77ZM23 115H25V116H23ZM57 115H59V117ZM167 115H168V117H167ZM26 116L28 117V119L23 118ZM33 116H35V117H33ZM54 116H56V117H54ZM107 116L109 118H107ZM113 117H114V119H118V120L116 122H114ZM47 119L51 120V121L48 122ZM57 120H58V122H57ZM3 121L4 120H2V122ZM52 121H54V122H52ZM76 121L79 123H77ZM175 121H176V123H175ZM207 121H211V119L210 120L207 119ZM113 122H114V124H113ZM217 122H218V124H219V122H221L222 125L221 124H219V126H217L218 124L215 125ZM3 123H5V122H3ZM81 123H83V124H81ZM209 123H211V122H208V124ZM30 124H32V125H30ZM74 124H76V125H74ZM53 126H55V128ZM215 126H217V127H215ZM218 127H221V128H218ZM224 127L225 128L227 127L226 131H225ZM216 128H218V130ZM83 131H85V133ZM102 132H104V133H102ZM219 132L220 133L224 132V133H222V135L223 134L226 135V137H224V135H223V137L225 139L223 137H221ZM34 133L35 132H33L32 138L35 137L33 140L36 141V140H38V133H35V134ZM183 133H185V137H186L185 141H187V142H184ZM160 134H161V136H160ZM88 135H86V136H88ZM100 135H102V136H100ZM163 135L165 137L167 135V137H166L167 140L165 139V137H163ZM36 136H37V138H36ZM171 138L172 139L174 138L175 141L179 140L182 143L183 142L185 143L186 146L183 143V147H184L183 149L185 151L189 150V152L186 151V154H187V152L189 154V157H186V158H190V160L185 158L183 161L184 162L186 161V163H183V165L180 166V169L183 166L186 167L185 171H187V172H185V174L183 175L185 177V181L180 180L183 176H181L180 179L178 178V177H180L179 173L181 171L179 169V167H178V169L173 170L174 176H173V173H172V175L170 173V177H168V176L163 177L164 179H166V178L173 179V181H171V183H173V184H172L171 188L164 190L163 191L164 194H162L160 187L155 186V185H159V183L161 185V180L163 179L162 176H164V174L160 175V172H158V171H163V170H160L161 167L160 168L158 167L157 169H159V170H157L155 168L156 165H153V167L156 170H154V168L152 169L151 167H149L152 165L151 158L152 159L155 158V156H153L154 158L153 157L150 158L149 155L152 156L153 153L155 154V152H153V151H158V154H161L164 151L166 153H167V151L168 152L170 151L168 157L166 156V159L170 160L171 156L173 158L175 154H173V152H171V151H174L176 149L174 145L177 146L181 142L176 143L173 140H171V142H167V141H170ZM210 138H212V139H210ZM162 139H163V141H162ZM218 139H220V140H218ZM164 140H166V141H164ZM223 140H225V142ZM161 141L163 143H165V145ZM172 141L174 144L172 143ZM130 142H132V143H130ZM226 142H228V143H226ZM76 143H78V144L82 143V145L79 144V146H76L75 145ZM150 143H152V144L154 143V145H152ZM213 144H214V147H213ZM136 145H139V147H137ZM144 145H145V147H144ZM151 145H152V147H150ZM162 146H164V147H162ZM165 146H166V148H168L169 146L170 147L168 149H166ZM172 146H174V147H172ZM132 147H135V148L137 147L139 149V151L141 148L140 154L139 153H137V154L141 155V152H143L142 158L145 155L147 162L144 160V158H143V160L141 159L142 161H137L135 159L136 162H134L135 165H133L132 157H131L132 153H130V151L133 149ZM135 148L133 149L134 151L132 150L133 153L139 152L138 149H135ZM142 148H144V151H142ZM226 148H228V149H226ZM246 149H248V147ZM196 150H198L197 147H196ZM235 150H236V152H234ZM150 151L153 153L151 154ZM145 152H149L150 154L145 153ZM209 152L211 153V155ZM215 152L217 155L216 154L213 155ZM237 152H238V154L240 152L239 156L236 155ZM241 152H242V155H241ZM200 153H202L201 150H200ZM250 155H252V154H250ZM136 156L137 155H135L134 158H136ZM210 156H211V158H210ZM247 156H249V154ZM169 157H170V159H169ZM148 159L150 160L151 163L148 162L149 161ZM156 159L153 160V161H155L154 163L157 162L158 159L157 160ZM187 160L189 161V163ZM237 160H238V162H240V168H239V163L237 162ZM241 160L243 163L241 162ZM250 160H252V161H250ZM223 161H226L227 165ZM199 162H200V165H199ZM246 162H248L249 165H251L252 167L249 166L248 163H246ZM144 163H145V165H148V163H149V165L147 166L148 169L146 168V166H144ZM157 163H158V165H160L159 160ZM187 163H188V166H187ZM244 163H245V165H244ZM253 163H254V165L256 163V165L254 166ZM260 163H262L261 168H260V166H261ZM142 165L147 170L144 169V167L140 168V167H142ZM212 165H214V166H212ZM223 165H225V166H223ZM236 165H238V166H236ZM242 165H244V166H242ZM247 165L249 166L248 169H246ZM217 166H219V168ZM226 166H227V169H226ZM237 167H238V169H237ZM220 168L223 170H221ZM230 168H232V169L230 170ZM243 168H244V171L245 170H247V171H245V172L242 171ZM142 169H144L145 171ZM239 169H241V170H239ZM249 169H251V170H249ZM124 170L126 172H123ZM166 171L167 170H164L163 172L165 173ZM221 172H223V174H222L223 176L221 175ZM224 172L226 175L224 174ZM126 173H127V175H126ZM122 174H124V175H122ZM168 174L169 173H167V175ZM217 174H219V176L220 175L221 176L218 178ZM228 174H230V175L232 174V176L229 175L230 177L227 178ZM236 175H238V176L244 175L245 177L242 178L239 176V178H238ZM231 177H234L235 179L237 177L236 182L234 181V178H232V180L228 181L229 178H231ZM118 178L122 179V180H119L120 182H118L117 181ZM158 178H160V179H158ZM215 178L217 181L215 180ZM223 178L228 179L227 183L233 184L231 186L234 187V191H232V189L228 190V188L225 187L224 182H226V180L224 181ZM241 179H243V180L240 182ZM244 179H246V181H248L249 183H251V184L254 183V184L250 185L249 183H246V181ZM175 180H177V181H175ZM178 180H180L182 182H179ZM238 180H239L238 183H240L239 184L240 186L237 183ZM123 181L125 183H123ZM155 182H157L158 184ZM152 183H155V184L153 185ZM245 183H246L245 187H244V185L241 186V184H245ZM123 184L125 186H123ZM220 184H223L224 186H220ZM234 184H237L241 189L239 190V187L237 185H234ZM247 184L249 185V187ZM45 185H48V184H45ZM45 185L44 184L42 185L44 193H51L52 190L53 191L55 190V187L53 185H52V187L54 189L52 187L50 188L49 186L46 187ZM49 185H51V184H49ZM118 186H120L119 189H118ZM16 187L18 189H15V187H14L12 189L14 191H12V190L11 191L14 193H17L18 190H19L18 191L19 193H21L22 191H24V193H26V191H27V184H25L23 182H22V184L20 182V185L18 183V185H16ZM45 187L48 189H46ZM223 187H225L228 191H232V193L231 192L226 193V189ZM237 187H238V189H236ZM242 187H243V189H242ZM145 188H148V189L144 190ZM123 189H126V190H123ZM222 189H224L225 191ZM142 190H143V192H142ZM203 190H204V192H202ZM178 191H182V192L187 191L186 195H187V198L189 199L188 200L185 197V201L187 200V202L189 203V207L187 209H180V208L175 209L177 203L181 201L179 197H180V194H182V192L179 193ZM159 192H161V193H159ZM201 192H202V194H201ZM203 193L205 196L202 197ZM230 193L233 195V197H231V199H230L231 201H229V199H228V198H230V195L228 197H227V195H225V194H230ZM178 194H179V196H178ZM255 194L257 195V193H255ZM256 195H255V197L253 196L252 200L256 199V197L258 196V195L257 196ZM117 196H120V197H117ZM115 197L117 198V203L115 201L116 200ZM201 198H203V199H201ZM251 198H250V200H251ZM104 199L107 201L109 200L108 202L110 205L108 207V210H107L105 216L104 215L102 216V217H104V219L102 217L100 219V217H97L96 215L94 216V214L91 210L93 209V207H95L97 202L104 200ZM118 199L120 201H122V204H121V202H118ZM123 199H125V200H123ZM254 201H256V202L255 203L253 202L254 204L252 203V205H251L252 209L253 208H254V210L259 209V211L264 210V205H263L264 202H260V203H262L263 207L258 208L259 206H262V205L256 204V203H258L257 199ZM123 202L125 205L124 207H123ZM211 202H213V203H211ZM250 202H252V201H250ZM232 203H233V205H232ZM129 206L135 208L134 212L128 211ZM251 207H250V209H251ZM250 209H249V211H250ZM240 211H242V212H240ZM11 213H13V214H11ZM110 213H111L110 219L108 220ZM12 216L15 217V219H13ZM120 216H121V219H120ZM239 218H241L242 221L239 220ZM108 221L112 222L113 225L108 224ZM202 224L203 223H201V225ZM63 225H64V222L62 223L61 226H63ZM252 225H255V227L254 226L251 227ZM249 227H251V228H249ZM20 229L22 232L21 246H15V245H13V243H11L12 242L11 240L13 239V236L11 235V233L13 232V230L15 232V231H20ZM126 236H127L126 238L128 240H131L134 243L141 242V239H136L135 237L131 236L130 234H127ZM249 236H252L253 238L251 239V237H249ZM3 241H6L7 245L5 243L3 244L2 243ZM249 241L251 244L249 243ZM8 242H10L11 244ZM260 242L263 245H261ZM252 243L255 245H252ZM258 244H260L261 246ZM235 247H233V248L235 249ZM68 248L74 249V252L71 250L70 251L73 253H75V251H76V253H75L76 255L72 254L71 252L69 253V251H68V254L65 253ZM238 249L239 248L237 247L235 250H237L239 252L235 253L236 251H234V255L237 256V258H239V257L241 258V257H243L244 254L248 255L252 252V249H251V251H249L250 253L246 252L247 253L246 254V253H244L245 249L244 250H243V248H241L239 250ZM259 249H257V250H259ZM11 251H13V252L16 251L15 253H17V254L14 253L15 257H16V255L17 256L21 255V256H19V258H20L19 263L15 262L17 257L15 258V261H13L14 255L12 254L13 252H11ZM240 252H242V254H240ZM87 256H89V257H87ZM173 263L174 264H180V263H176V262H173Z\"/></svg>",
    "mask_w": 264,
    "mask_h": 264
},
{
    "label": "built area",
    "instance_id": "obj_3",
    "mask_svg": "<svg viewBox=\"0 0 264 264\" xmlns=\"http://www.w3.org/2000/svg\"><path fill=\"white\" fill-rule=\"evenodd\" d=\"M27 7L25 0H0V31L2 46L6 53L20 56L25 52L27 42ZM15 71L4 66L0 67V96H9L16 89ZM191 154L197 152L196 145L190 142ZM190 189L192 193V209L194 226L201 227L199 190L201 171L194 164L191 170ZM42 211L25 214L22 218L28 235L33 238V244L28 249V254L39 258L37 264H71L70 260L63 257V249L67 241L86 237L94 242H99L101 251L109 253L117 237L110 231H101V234L87 232L78 225L73 226L71 218H67L64 210L45 203ZM64 222V225L62 223ZM55 228L56 235L48 240H39L38 235L48 233ZM141 264H147L141 262ZM172 264H174L172 262Z\"/></svg>",
    "mask_w": 264,
    "mask_h": 264
},
{
    "label": "crops",
    "instance_id": "obj_4",
    "mask_svg": "<svg viewBox=\"0 0 264 264\" xmlns=\"http://www.w3.org/2000/svg\"><path fill=\"white\" fill-rule=\"evenodd\" d=\"M110 215H111V213L109 214L108 220L110 219ZM120 219H121V216H120ZM108 224H113V223L108 221ZM119 226L124 233L123 236L115 235L117 237V239H116V243L118 244L117 247L121 250L120 252L123 253L126 257H133L134 255H136L132 251L142 253L144 251L143 245H146V240L144 239L143 234L130 230L129 227L127 226V224L124 222V219H121ZM127 234H130L131 236L135 237L136 239H141V242L134 243L131 240H128L126 238ZM55 235H56V231L54 228L53 230H50V232H48V233L47 232L44 234L40 233L38 235V239L44 241V240H48V239L53 238ZM78 244H89L90 246L95 248V242L86 238V237L78 238V239H71V240L67 241V243L65 244L64 247L78 245ZM29 248H30V246L26 247L25 250L28 252ZM63 252H64V249H63ZM87 259H86V257L74 258L71 260V264H112V261L115 260L114 256H112L109 260H106V259L103 260L100 258H98V260H91L89 258H87ZM38 260H39V258L34 257L30 264H37Z\"/></svg>",
    "mask_w": 264,
    "mask_h": 264
}]
</instances>
